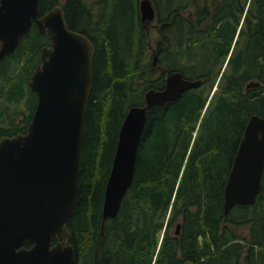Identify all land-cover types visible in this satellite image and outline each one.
Instances as JSON below:
<instances>
[{"label": "trees", "instance_id": "obj_1", "mask_svg": "<svg viewBox=\"0 0 264 264\" xmlns=\"http://www.w3.org/2000/svg\"><path fill=\"white\" fill-rule=\"evenodd\" d=\"M151 2L154 66L140 61L148 36L136 9L134 16L132 11L123 16L121 32H109L89 0L38 3L40 15L60 5L67 27L94 49L78 190L66 222L75 259L81 264H264V164L253 203L222 214L223 186L247 119L264 112V0ZM48 41L32 24L0 60V134L12 124L6 107L16 111L13 121L20 101L33 111L36 95L27 87L28 75ZM154 67L160 72L150 79ZM166 71L200 79V86L146 111L130 187L115 217L100 228L119 125L128 107L143 104L145 90L162 87ZM249 81L258 85L245 88ZM244 225L246 237L239 233Z\"/></svg>", "mask_w": 264, "mask_h": 264}, {"label": "water", "instance_id": "obj_2", "mask_svg": "<svg viewBox=\"0 0 264 264\" xmlns=\"http://www.w3.org/2000/svg\"><path fill=\"white\" fill-rule=\"evenodd\" d=\"M39 0H0V60L10 55L33 24L49 39L27 86L36 99L23 133L0 137V264H73L66 222L78 190L80 147L91 88L94 49L69 30L59 5L38 16ZM140 22L154 20L151 0H138ZM156 63L155 54L151 65ZM200 80L166 72L160 90L147 89L141 106L127 108L117 131L104 183L100 224L115 217L130 187L146 111L199 86ZM258 85L249 81L245 88ZM264 164V112L251 114L222 190V214L251 205ZM176 224L174 234H178ZM54 240V242H53ZM28 242L29 248L23 245Z\"/></svg>", "mask_w": 264, "mask_h": 264}, {"label": "rangeland", "instance_id": "obj_3", "mask_svg": "<svg viewBox=\"0 0 264 264\" xmlns=\"http://www.w3.org/2000/svg\"><path fill=\"white\" fill-rule=\"evenodd\" d=\"M90 2H93L94 5L92 6V13L93 15L98 14V10L102 13L101 19L104 23V30L109 32H116L119 30L121 32V22L123 19V16L126 14H129L131 11L133 12L132 15L134 16L135 9L137 10V3L138 0H89ZM58 2L62 3V0H58ZM100 2L101 8L99 9L98 3ZM124 11V12H123ZM133 16L130 18L132 19ZM109 23H112L111 26ZM143 30L147 33L148 41L146 42V45H144V49L142 50V55L140 56V61L143 65L150 64L151 57H152V49L154 45V38L155 33L157 31L155 20H152L150 22L143 23ZM147 38V37H146ZM148 44V45H147ZM153 68V67H152ZM159 70L154 67V73L150 76V79L154 78L155 76H158ZM149 79V80H150ZM173 229L171 228V231ZM247 227L241 226L239 233L242 236H247Z\"/></svg>", "mask_w": 264, "mask_h": 264}, {"label": "flooded vegetation", "instance_id": "obj_4", "mask_svg": "<svg viewBox=\"0 0 264 264\" xmlns=\"http://www.w3.org/2000/svg\"><path fill=\"white\" fill-rule=\"evenodd\" d=\"M63 1V0H62ZM59 4L61 5V3L59 2ZM59 5V6H60ZM153 8H154V6H153ZM60 9L62 10V8H61V6H60ZM63 12V11H62ZM137 13H138V11H137ZM40 14L38 13V16H39ZM63 15H64V12H63ZM138 19H139V17H138ZM154 20H155V9H154ZM139 22H140V20H139ZM141 24H142V26H143V23L142 22H140ZM68 28V27H67ZM69 29V28H68ZM69 30H71V29H69ZM72 31H74V30H72ZM76 32V31H75ZM79 33V32H78ZM48 39V38H47ZM49 40V39H48ZM49 42V41H48ZM46 46H49V43L46 45ZM154 54V52H153V50H152V55ZM92 62H93V60H92ZM38 64V63H37ZM36 64V65H37ZM35 65V66H36ZM154 65H156V63L154 64ZM154 65H152V66H154ZM34 66V67H35ZM34 67H33V69H34ZM32 69V70H33ZM32 70H31V72H32ZM92 70V69H91ZM31 72L29 73V75L31 74ZM166 72H168V71H166ZM166 72H164L163 73V76H162V78H163V85H164V76H165V74H166ZM29 75H28V77H29ZM194 80H196V79H194ZM198 80H200V79H198ZM200 83H201V80H200ZM163 85H162V87L160 88V89H162L163 88ZM199 86H200V84H199ZM198 86V87H199ZM28 87V86H27ZM197 87V88H198ZM149 89H152V88H149ZM160 89H153V90H160ZM30 90V89H29ZM31 91V90H30ZM146 91V90H145ZM18 105H19V108L17 109V119H16V121H13V119L16 117L15 116V114H16V111H13V112H10L9 111V109H10V107H6L5 108V112L6 113H8V115H9V118H12V124L10 123V122H8V123H6V127L8 128V130H9V132H6L5 134H0V137H3V136H6V137H8V136H13V135H15L16 133H23L22 132V130L20 129V126H23V118L24 117H26V116H31V113H30V110L28 109V107L25 105V104H23V101H20L19 103H18ZM30 114V115H29ZM5 117H7V115H4ZM30 119V118H29ZM26 125V123L24 124V126ZM1 126V125H0ZM24 126H23V128H24ZM20 129V130H19ZM25 130V129H24ZM103 224V223H102ZM102 224H100V228L102 227ZM175 226H176V224H175ZM175 226H174V230H175ZM178 226H179V224H178ZM174 230H173V234H174ZM175 235V234H174ZM53 242H54V240H53ZM27 244L28 245H23V247L24 248H29L30 247V245L31 244H29L28 242H27ZM73 252H74V250H73ZM73 264H81V262L79 261V260H77V258L75 259V256H74V260H73Z\"/></svg>", "mask_w": 264, "mask_h": 264}]
</instances>
